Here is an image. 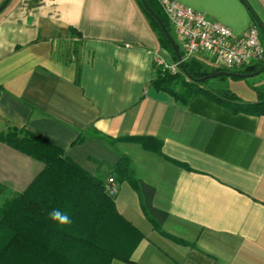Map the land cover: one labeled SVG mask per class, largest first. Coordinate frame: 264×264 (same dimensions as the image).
<instances>
[{"label": "crops", "instance_id": "crops-1", "mask_svg": "<svg viewBox=\"0 0 264 264\" xmlns=\"http://www.w3.org/2000/svg\"><path fill=\"white\" fill-rule=\"evenodd\" d=\"M176 1L236 35L252 17L264 26V0ZM154 54L172 60L137 0H10L0 11V129L49 140L114 188L126 222L114 225L110 264H264V115L154 88ZM256 86L240 99L254 102ZM132 137L153 138L160 153ZM122 156L167 212L159 230L114 171ZM43 166L0 141L4 189L23 191Z\"/></svg>", "mask_w": 264, "mask_h": 264}, {"label": "trees", "instance_id": "trees-1", "mask_svg": "<svg viewBox=\"0 0 264 264\" xmlns=\"http://www.w3.org/2000/svg\"><path fill=\"white\" fill-rule=\"evenodd\" d=\"M146 1L170 32L169 23L159 6L153 0ZM137 5L150 28L157 33L160 45L170 53L173 61L176 60L157 21L143 8L140 0ZM256 21L257 18L252 17V23L257 24ZM260 36L264 45L261 31ZM183 64L184 69L179 67L175 73L155 65L153 87L170 93L178 101L187 102L195 96H203L234 111L264 115L262 89L255 88L254 102H243L229 89L209 86L208 78L199 80L224 69L208 68L195 58ZM263 66L264 58L240 72H254ZM263 72L264 69L259 74ZM129 139L160 153V143L151 137ZM0 141L44 165L21 192L0 186L9 194L0 203V264H110L115 256L109 244L114 225L125 220L117 212L113 195L102 177L81 169L65 156L62 148L25 128L0 129ZM114 171L138 192L146 217L159 230L167 212L153 205L154 187L136 176L127 156L120 158ZM54 209L67 214L71 223L59 225L52 221L49 213Z\"/></svg>", "mask_w": 264, "mask_h": 264}, {"label": "built area", "instance_id": "built-area-1", "mask_svg": "<svg viewBox=\"0 0 264 264\" xmlns=\"http://www.w3.org/2000/svg\"><path fill=\"white\" fill-rule=\"evenodd\" d=\"M155 1L175 33L182 63L203 53L216 67L241 73L264 58L257 24L251 23L243 34L236 35L229 27L205 18L201 12L176 0ZM153 60L156 66L171 73L179 69L177 60L168 61L159 54H154ZM107 181L112 183L113 178L108 177ZM108 191L115 190L110 186Z\"/></svg>", "mask_w": 264, "mask_h": 264}, {"label": "rangeland", "instance_id": "rangeland-1", "mask_svg": "<svg viewBox=\"0 0 264 264\" xmlns=\"http://www.w3.org/2000/svg\"><path fill=\"white\" fill-rule=\"evenodd\" d=\"M170 28V34L174 39L177 41L175 33L169 24ZM168 60V59H166ZM199 60L203 62L206 66L209 67H215V63L207 58L205 55L200 54ZM172 61V60H168ZM258 77L256 75L254 76H247V77H232V76H214L207 79V83L209 86L212 87H222L229 89L233 91L236 95L241 97L244 100H249L252 98V95H254V88L253 85H257L255 88L262 89L264 91V88L262 85L257 84ZM175 89L177 86H175ZM9 196L8 192L4 189H0V203L4 200L5 197Z\"/></svg>", "mask_w": 264, "mask_h": 264}, {"label": "water", "instance_id": "water-1", "mask_svg": "<svg viewBox=\"0 0 264 264\" xmlns=\"http://www.w3.org/2000/svg\"><path fill=\"white\" fill-rule=\"evenodd\" d=\"M10 0H3L2 3L0 4V11H2L5 6L8 4ZM141 4L143 6V8L157 21L160 30L163 32V34L165 35V37L167 38L168 42L170 43L175 58L177 61H179V67L181 69H184V64L181 62V54L179 51V48L174 40V38L172 37V35L170 34V32L167 30L164 22L162 21V19L159 17V15L150 7V5L147 3L146 0H140ZM258 28L260 29V31L262 32L263 36H264V26L262 25V23L260 21H256ZM264 66L254 72H248V73H237V72H230V71H217L211 75L205 76L199 80H204L206 78H210V77H214V76H232V77H247V76H253V75H257L259 74L261 71H263Z\"/></svg>", "mask_w": 264, "mask_h": 264}, {"label": "clouds", "instance_id": "clouds-1", "mask_svg": "<svg viewBox=\"0 0 264 264\" xmlns=\"http://www.w3.org/2000/svg\"><path fill=\"white\" fill-rule=\"evenodd\" d=\"M49 218L52 221L57 222L59 225H68L71 223L70 217L58 209H54L52 212H50Z\"/></svg>", "mask_w": 264, "mask_h": 264}]
</instances>
